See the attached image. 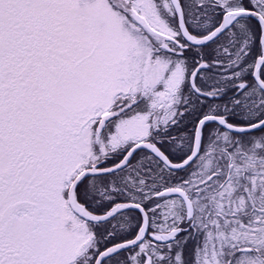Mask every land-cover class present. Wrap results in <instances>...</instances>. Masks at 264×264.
<instances>
[{
    "label": "snow or ice",
    "instance_id": "6c2138e0",
    "mask_svg": "<svg viewBox=\"0 0 264 264\" xmlns=\"http://www.w3.org/2000/svg\"><path fill=\"white\" fill-rule=\"evenodd\" d=\"M0 264H264V0H0Z\"/></svg>",
    "mask_w": 264,
    "mask_h": 264
}]
</instances>
